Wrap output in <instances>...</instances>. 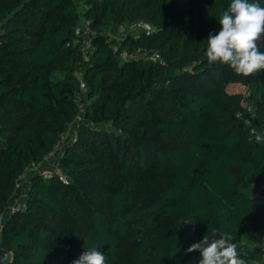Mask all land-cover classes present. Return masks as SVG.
I'll return each mask as SVG.
<instances>
[{"label":"trees","instance_id":"trees-1","mask_svg":"<svg viewBox=\"0 0 264 264\" xmlns=\"http://www.w3.org/2000/svg\"><path fill=\"white\" fill-rule=\"evenodd\" d=\"M230 3L0 0V216L84 104L54 172L30 174L2 219L0 264H72L93 247L106 264H199L186 249L213 230L264 264V143L249 140L264 132V70L206 57ZM136 21L149 32H124Z\"/></svg>","mask_w":264,"mask_h":264},{"label":"clouds","instance_id":"clouds-1","mask_svg":"<svg viewBox=\"0 0 264 264\" xmlns=\"http://www.w3.org/2000/svg\"><path fill=\"white\" fill-rule=\"evenodd\" d=\"M220 31L207 38L206 57L209 64L219 62L235 73L249 77L264 70V52L257 42L264 35V7L250 0H231L228 9L219 19ZM264 143V132L252 128L250 142ZM186 249V254L199 251V264H246L238 255V244L230 232H216ZM107 257L96 247L86 249L72 264H106Z\"/></svg>","mask_w":264,"mask_h":264},{"label":"built area","instance_id":"built-area-1","mask_svg":"<svg viewBox=\"0 0 264 264\" xmlns=\"http://www.w3.org/2000/svg\"><path fill=\"white\" fill-rule=\"evenodd\" d=\"M128 26L136 29V30H144L145 32H149V30L151 29V27L143 22V21H136V22H133V23H128ZM85 29V28H84ZM84 37L86 38L85 40V46L89 44V40L87 39L88 35H87V30H86V33L84 34ZM121 56L123 57V59H127L129 56L128 54H126L125 51H123L121 53ZM246 94H249L248 92H246ZM81 112L79 113V115L77 116V120L76 121H79L80 122V119H81V114H82V110H83V106L84 104L81 102ZM247 112H249L248 115L250 116H253V110H252V107L250 105L247 106ZM246 112V114H247ZM247 120V119H246ZM63 149V145L60 146V143H57L54 145L53 149L44 157V160L39 163L38 165H31L29 168L26 169V172H25V176L29 177L30 174L32 173H44L45 176H49L50 173L54 172V169L52 170H49V169H46V168H43V165L46 161H48L50 159L51 162H53L52 164L55 166V163L56 161L58 160V156L59 154L61 153ZM49 161V162H50ZM262 186H264V184H262ZM22 201L21 202H18V203H10L9 205V210L10 212L14 211V210H19L22 208ZM3 217L0 216V224H1V221H2ZM263 237H264V233H263Z\"/></svg>","mask_w":264,"mask_h":264},{"label":"rangeland","instance_id":"rangeland-1","mask_svg":"<svg viewBox=\"0 0 264 264\" xmlns=\"http://www.w3.org/2000/svg\"><path fill=\"white\" fill-rule=\"evenodd\" d=\"M76 1L78 2L79 6L82 5L83 0H76ZM81 24H84V22L82 21ZM123 30H124V32L128 31V32H131V33H134V32L137 31L136 29L131 28L130 26H128V24L124 25ZM132 56L134 58H138V57H141V54L138 51H134L132 53ZM228 89H230V90L244 91L246 89V87L243 86V85L235 84L233 87H232V85H230ZM247 91L248 90H246V92ZM76 123H79V121H76L75 123H73L72 125H70V127L68 128V130L62 135L61 142H60V146L63 145V147H64V145H66L67 143H70L74 139V137H75V125H76ZM49 161H50V159L44 163L43 168L52 170V169H54V165L52 164L53 162H51V161L49 162ZM26 183H27V176H25V178L21 182H19L18 185H19V187L23 188L22 190H24L25 189V186H26ZM22 199H23V193H22V191H19V195H16L13 199H11L9 201V205H10V203L11 204L12 203L15 204V203L21 202ZM9 205H8L7 210L5 211V213L2 215L3 219H5L6 217H8L9 214L11 213L10 210H9ZM255 264H262V262L261 261L260 262H256Z\"/></svg>","mask_w":264,"mask_h":264},{"label":"water","instance_id":"water-1","mask_svg":"<svg viewBox=\"0 0 264 264\" xmlns=\"http://www.w3.org/2000/svg\"><path fill=\"white\" fill-rule=\"evenodd\" d=\"M77 33L80 32V25H77ZM193 232V223L187 221L183 223L181 226L177 227L174 229V233L178 236H183V235H189L192 234ZM137 240L135 239L134 242Z\"/></svg>","mask_w":264,"mask_h":264},{"label":"crops","instance_id":"crops-1","mask_svg":"<svg viewBox=\"0 0 264 264\" xmlns=\"http://www.w3.org/2000/svg\"><path fill=\"white\" fill-rule=\"evenodd\" d=\"M232 87H233V85H232ZM24 178H25V177H21V178L19 179L18 183L21 182ZM28 185H29V177H27V183H26V186H25V189H24V190H22L23 188L19 187V185L17 184L16 192H15L14 197H15L16 195H19V191H22V193H23V197H24V194H25V192H26V190H27V188H28ZM23 186H24V185H23ZM14 197H13V198H14Z\"/></svg>","mask_w":264,"mask_h":264}]
</instances>
